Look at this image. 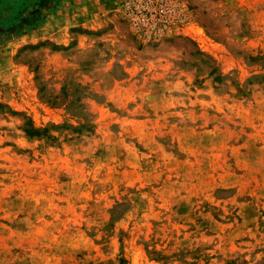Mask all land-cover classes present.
I'll return each instance as SVG.
<instances>
[{
  "label": "rangeland",
  "instance_id": "obj_1",
  "mask_svg": "<svg viewBox=\"0 0 264 264\" xmlns=\"http://www.w3.org/2000/svg\"><path fill=\"white\" fill-rule=\"evenodd\" d=\"M120 1L0 46V264H264V0H176L150 36Z\"/></svg>",
  "mask_w": 264,
  "mask_h": 264
},
{
  "label": "trees",
  "instance_id": "obj_2",
  "mask_svg": "<svg viewBox=\"0 0 264 264\" xmlns=\"http://www.w3.org/2000/svg\"><path fill=\"white\" fill-rule=\"evenodd\" d=\"M62 0H0V46L16 37L23 36L33 31L37 26L44 22L48 14L55 13ZM261 64L264 67V58ZM216 82L222 81V76L213 77ZM264 82V72L255 74L248 78L247 83ZM241 92V88L239 89ZM72 115L82 119V122L76 126H70L72 131L82 134V132L92 129L91 122L86 118L82 109L71 113ZM57 125L50 127L38 128L27 119L22 124L24 134L29 138L45 139L49 142L57 139L55 135L50 133L51 128H57ZM60 127V126H59ZM121 262L123 260H120Z\"/></svg>",
  "mask_w": 264,
  "mask_h": 264
},
{
  "label": "built area",
  "instance_id": "obj_3",
  "mask_svg": "<svg viewBox=\"0 0 264 264\" xmlns=\"http://www.w3.org/2000/svg\"><path fill=\"white\" fill-rule=\"evenodd\" d=\"M119 9L135 29L149 36L180 22L186 13L185 6L176 0H121Z\"/></svg>",
  "mask_w": 264,
  "mask_h": 264
}]
</instances>
